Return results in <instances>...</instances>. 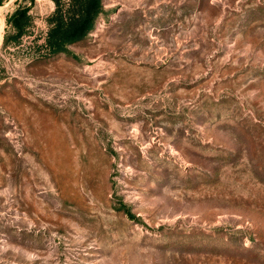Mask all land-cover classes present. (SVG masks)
Wrapping results in <instances>:
<instances>
[{
	"label": "rangeland",
	"instance_id": "obj_1",
	"mask_svg": "<svg viewBox=\"0 0 264 264\" xmlns=\"http://www.w3.org/2000/svg\"><path fill=\"white\" fill-rule=\"evenodd\" d=\"M54 7L0 0V264H264V0Z\"/></svg>",
	"mask_w": 264,
	"mask_h": 264
},
{
	"label": "trees",
	"instance_id": "obj_2",
	"mask_svg": "<svg viewBox=\"0 0 264 264\" xmlns=\"http://www.w3.org/2000/svg\"><path fill=\"white\" fill-rule=\"evenodd\" d=\"M100 8V0H70L63 8L58 0L51 17L46 41L51 50H63L65 44L82 38L92 26L93 19ZM27 7L22 6L10 15L17 30L21 33L28 22Z\"/></svg>",
	"mask_w": 264,
	"mask_h": 264
}]
</instances>
